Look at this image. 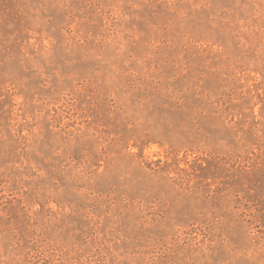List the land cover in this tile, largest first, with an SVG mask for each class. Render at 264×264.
Here are the masks:
<instances>
[{
  "label": "rangeland",
  "instance_id": "rangeland-1",
  "mask_svg": "<svg viewBox=\"0 0 264 264\" xmlns=\"http://www.w3.org/2000/svg\"><path fill=\"white\" fill-rule=\"evenodd\" d=\"M0 264H264V0H0Z\"/></svg>",
  "mask_w": 264,
  "mask_h": 264
}]
</instances>
